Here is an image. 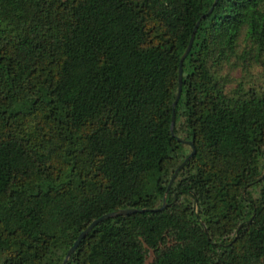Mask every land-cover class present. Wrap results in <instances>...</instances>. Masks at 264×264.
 <instances>
[{
	"label": "trees",
	"instance_id": "trees-1",
	"mask_svg": "<svg viewBox=\"0 0 264 264\" xmlns=\"http://www.w3.org/2000/svg\"><path fill=\"white\" fill-rule=\"evenodd\" d=\"M212 3L0 0V264L119 209L65 264H264V81L220 75L264 65V0Z\"/></svg>",
	"mask_w": 264,
	"mask_h": 264
},
{
	"label": "water",
	"instance_id": "water-1",
	"mask_svg": "<svg viewBox=\"0 0 264 264\" xmlns=\"http://www.w3.org/2000/svg\"><path fill=\"white\" fill-rule=\"evenodd\" d=\"M216 3V0H213V3H212V6L208 9V11L202 15L200 17V19H203L205 18L212 10V7L214 6V4ZM196 26H197V23L195 24L194 28L192 29V33L190 35V38L188 40V44L185 48V50L183 51L180 59H179V66H178V69H177V89H176V93H175V97H174V100L171 104V116H170V123H169V132L170 134L172 135V128H173V122H174V112H173V108L175 107L176 103H177V100L179 98V95H180V85H181V63L183 61V59L185 58V56L187 55L188 51H189V48H190V45H191V42H192V37H193V34H194V31L196 29ZM176 141L178 142H182L178 139H176ZM188 146H190V153L187 155V157L178 165V167L175 169L173 175L171 176L168 184H167V187H166V190H165V193L162 197V204L160 207H158L157 209H153L151 211H158V210H161L163 207H164V204H165V194L168 190V187L170 186L174 176L176 175V173L178 172V170H180V168H182L184 166V164L186 163V161L192 156V154L194 153V150L191 146V143L190 142H187V141H184L182 142ZM143 212V210H136V209H119L117 211H113V212H109V213H106L100 217H98L97 219H94L93 221H91V223L84 229L82 230L76 237V239L74 240V242L72 243V245L68 248V250L66 251L65 253V256L63 257L62 259V262L61 264H65L66 260L68 259V257L74 252L75 248L77 247V245L79 244V242L87 235V233L95 226L97 225L98 223H101L105 220H108V219H113L117 216H128V215H131V214H134V213H141Z\"/></svg>",
	"mask_w": 264,
	"mask_h": 264
},
{
	"label": "rangeland",
	"instance_id": "rangeland-1",
	"mask_svg": "<svg viewBox=\"0 0 264 264\" xmlns=\"http://www.w3.org/2000/svg\"><path fill=\"white\" fill-rule=\"evenodd\" d=\"M263 63H264V59H263ZM220 75L226 81L225 83L226 91L229 92L230 90L234 89L237 85L241 86L243 89L246 90L251 87H257L264 81V65L261 66V65L252 64L248 67L247 71L242 72L239 67L235 69H231V65L229 64L222 69ZM184 150L186 154L189 151L187 148H185ZM150 260H151V253L148 252L146 255V263H148Z\"/></svg>",
	"mask_w": 264,
	"mask_h": 264
}]
</instances>
